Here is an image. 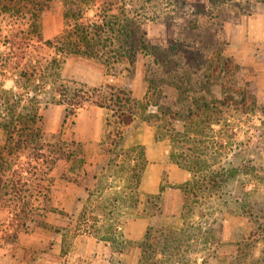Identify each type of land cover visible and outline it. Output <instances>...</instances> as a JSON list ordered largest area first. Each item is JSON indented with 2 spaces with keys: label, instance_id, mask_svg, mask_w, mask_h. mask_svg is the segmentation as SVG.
Returning a JSON list of instances; mask_svg holds the SVG:
<instances>
[{
  "label": "rangeland",
  "instance_id": "374dc122",
  "mask_svg": "<svg viewBox=\"0 0 264 264\" xmlns=\"http://www.w3.org/2000/svg\"><path fill=\"white\" fill-rule=\"evenodd\" d=\"M189 1L202 11L207 0ZM134 2L119 4L132 22ZM42 5L34 24L33 9ZM102 6L103 0H18V24L12 26L0 4V264H264V54H253L262 45L249 39L247 23L264 15V0L229 27L224 49L235 65L227 74L220 68L215 74L208 64L201 70V60L190 58L194 71L184 65L159 68L143 52L119 74H109L100 58L65 55L48 43L76 23L101 22L96 12ZM166 17L143 23L146 44L162 58L181 36ZM14 34L25 47L21 69L5 66L11 46L6 39ZM34 68L40 71L36 76L22 73ZM86 82L101 84L106 95L127 87L140 102L114 151L108 150L106 108L103 135L95 140L90 137L99 127L89 117L102 115L93 109L98 105L75 108L61 93L64 85L72 91ZM232 83L249 85L257 99L252 111L222 103L224 85ZM21 119L39 136L18 157L5 147L6 125ZM149 131L164 141L168 158L160 192L141 195L149 162L141 137L139 144L132 137ZM36 142L42 150L33 148ZM55 144L65 155L54 164L60 150ZM37 153L48 162L36 159ZM93 173L101 177L98 189L91 184ZM17 182L30 227L14 233L10 202Z\"/></svg>",
  "mask_w": 264,
  "mask_h": 264
},
{
  "label": "trees",
  "instance_id": "16d2710c",
  "mask_svg": "<svg viewBox=\"0 0 264 264\" xmlns=\"http://www.w3.org/2000/svg\"><path fill=\"white\" fill-rule=\"evenodd\" d=\"M17 1L0 0V4L4 6V12L12 16L13 21L10 20L13 23L12 26L14 24L17 26L20 14V10L14 11L13 9ZM122 1L103 0V6L96 12V16L101 18V22L92 20L88 25L83 23L84 26L76 23L73 27L67 28L64 34L56 39H49L48 43L57 46L58 51L65 55L80 53L88 57L100 58L106 68L111 70L109 74H119L126 62L131 65L134 64L137 52L151 56L155 63H160L159 68L175 69L184 65L192 70L194 67L189 61L190 58L191 60H201L199 63L201 70L208 64V69L215 74L219 72V68L221 73L227 74V70H232L233 65H235L234 60L226 56L224 49L228 29L232 24L238 22L243 15L254 13L256 11L255 4L261 0H207L202 11H199L197 6L189 0H134L136 4H133L134 7L131 9L132 18H135L133 19L134 23L131 21L125 6L120 7L119 4ZM43 6L38 10L33 9L34 24H37L41 18L42 15L40 14L44 12ZM117 7H120L121 15L115 12ZM101 10L104 11L103 14L99 13ZM164 16L175 21L181 36L169 45L171 55L162 58L156 52L155 47L146 44L147 33L143 23L160 21ZM189 30L193 33L185 34ZM39 37L41 40L43 39L42 35ZM20 38L19 35L14 34L13 37L6 39V43L11 44V46L6 52L5 61L8 65L5 66H13L16 69L22 68L25 47ZM195 52H197L196 59L191 56ZM1 68H3L2 65L0 70ZM28 72L36 76L40 71L36 68L32 71L22 70L24 75H28ZM152 78L150 79L151 84L156 86L158 81L154 77ZM174 78L177 79V75H174ZM204 78L206 77L204 76ZM64 86L66 89H61V93L65 95L66 100H68L66 102L71 106L79 108L87 104H94L106 108L108 115L105 133L109 143L108 150L114 151L124 135V129L135 121L140 111V102L127 87H116L111 95H106L104 88L99 83L88 84L86 82L83 86L76 87L72 91L68 86ZM224 86L227 91L226 96L222 99L223 104L233 106L245 113L255 108L257 99L248 84L232 83V85ZM75 108L72 109L73 112ZM34 121L33 118L31 123ZM19 124L8 123L6 125L8 138L5 146L14 150L18 157L24 155L29 144L39 136V133H34L30 121L21 119ZM13 125L14 128H12ZM18 133L19 137L15 135ZM37 142L33 148L42 150V145L39 147ZM55 146H59L60 150H58L57 157L51 159L54 164L65 155V151H63L65 149L61 145L55 144ZM70 153V151L67 152V155ZM34 157L42 159L44 163L48 162L49 159L45 153H37ZM1 180L0 178V183ZM12 188L16 198L12 199L15 201L10 202V206L15 214L13 221L17 222L14 227L16 230L14 233H16L28 229L30 222L28 221L29 212L26 205L27 201L23 195V188L18 186V182L14 183ZM9 230H11L10 227ZM5 232L9 233L8 230Z\"/></svg>",
  "mask_w": 264,
  "mask_h": 264
},
{
  "label": "crops",
  "instance_id": "0c3cea01",
  "mask_svg": "<svg viewBox=\"0 0 264 264\" xmlns=\"http://www.w3.org/2000/svg\"><path fill=\"white\" fill-rule=\"evenodd\" d=\"M259 15L257 16H251L247 23H248V32H249V39L251 41L255 40L257 43H261V49L255 51L256 53L253 52V54H259L263 55L264 54V15L262 13H258ZM246 22V21H245ZM248 54V53H246ZM262 61L261 63H263ZM260 63V62H259ZM93 109L96 110V112H101V116L97 117H89L90 120H92L95 123V127L98 128L99 130L95 132V134L90 138H93L95 140L101 139L103 135V122H104V116L105 111L102 107L99 106H93ZM84 110V108L82 109ZM88 112V111H87ZM101 129V130H100ZM141 137V144L145 145L146 149V155L148 157V162L149 164L147 167L144 169V174L142 177V181L139 184V188L137 192H139L141 195H147V194H152V193H159L161 190V181L162 175L165 171V164L167 163V148L165 147V143L163 140H156L154 132H145L141 134L138 137V134L133 135L132 137V143L133 144H139L137 138L140 139ZM94 167H90V170H93ZM102 169H105L104 166H102ZM101 169V171H102ZM91 184L93 185L92 187L97 188L99 187L101 183V177L97 176L96 174H91ZM98 189V188H97ZM108 189V188H107ZM107 195V190H105V194L100 197L103 199V197H106ZM73 196H77L73 194ZM78 198L83 199L82 195H78ZM167 200V199H166ZM166 201V205H167ZM93 239L89 238V241ZM95 240V239H94ZM92 248V246H91ZM97 248V247H96ZM95 249V245L93 250ZM92 250V249H90Z\"/></svg>",
  "mask_w": 264,
  "mask_h": 264
}]
</instances>
